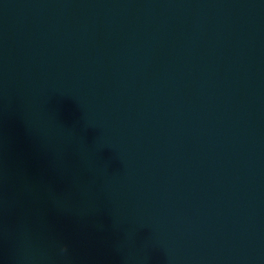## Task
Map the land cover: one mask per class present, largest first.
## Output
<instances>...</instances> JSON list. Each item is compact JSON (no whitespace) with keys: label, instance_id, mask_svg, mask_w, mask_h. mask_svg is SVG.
Here are the masks:
<instances>
[{"label":"water","instance_id":"95a60500","mask_svg":"<svg viewBox=\"0 0 264 264\" xmlns=\"http://www.w3.org/2000/svg\"><path fill=\"white\" fill-rule=\"evenodd\" d=\"M0 264H264V0H0Z\"/></svg>","mask_w":264,"mask_h":264},{"label":"clouds","instance_id":"9594fccd","mask_svg":"<svg viewBox=\"0 0 264 264\" xmlns=\"http://www.w3.org/2000/svg\"><path fill=\"white\" fill-rule=\"evenodd\" d=\"M64 251H66V249H63Z\"/></svg>","mask_w":264,"mask_h":264}]
</instances>
